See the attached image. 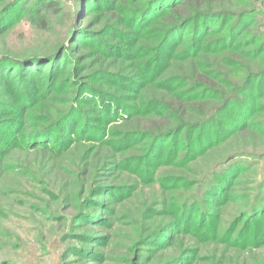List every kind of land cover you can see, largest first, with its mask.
<instances>
[{
    "label": "rangeland",
    "instance_id": "rangeland-1",
    "mask_svg": "<svg viewBox=\"0 0 264 264\" xmlns=\"http://www.w3.org/2000/svg\"><path fill=\"white\" fill-rule=\"evenodd\" d=\"M11 1L0 0V11ZM14 1L26 11L0 30V60L16 67L0 82V102L20 107L35 92L23 118L17 117L21 143L0 154V264H264V83L262 96L245 102L254 107L245 129L221 135L202 155L191 153L192 160L185 161L182 150L188 127L211 116L218 120L212 127L229 130L220 109L241 100L239 88L263 72L264 0H204L201 12L213 14L219 31L250 14L237 37L242 36L240 47L213 52L218 32L198 56L173 60L151 81L143 69L162 23L143 30L132 25L149 0ZM43 3L55 6L39 23L27 11ZM36 56L41 57L29 61L31 71L21 82L17 67ZM168 79L175 91L167 93L160 83ZM200 80L213 91L193 101ZM101 95L110 96L106 103L117 111L105 125L95 122L99 114L87 101ZM175 101L181 106L177 113L169 118L158 113L159 103ZM125 107L140 112L126 114ZM72 109L78 126L103 127L104 135L85 139L77 127L59 151L30 145L34 133L50 127L56 132ZM2 111L0 119H12ZM173 131L181 132L176 154L169 153L170 139L161 146L160 162L148 165V137ZM130 134L140 137L118 150L117 142ZM227 172L233 177L225 196L209 200V189ZM191 202L196 204L192 218L182 227L175 224ZM257 210L261 216L254 221L249 216Z\"/></svg>",
    "mask_w": 264,
    "mask_h": 264
},
{
    "label": "trees",
    "instance_id": "trees-1",
    "mask_svg": "<svg viewBox=\"0 0 264 264\" xmlns=\"http://www.w3.org/2000/svg\"><path fill=\"white\" fill-rule=\"evenodd\" d=\"M94 2H98V0H94ZM203 2L204 0H149L145 7L140 10V13L137 15V17L132 18V25L136 30H143L147 27L149 28V26L158 22L162 23L161 27H163V30L161 31V37L152 52V57L144 65L143 69L145 78L147 79V76L149 77L148 81L152 80L156 72L168 67V65L173 60L178 58L183 59V57L187 58L188 56H198L200 51L203 50L202 45L205 43V41L209 37L218 34V32H221L222 34L221 37H219V39L215 41L216 43L214 45L212 44L213 48L211 50L213 52L218 50L236 51L240 47L239 41L237 39L241 38L242 36H240L239 38L237 37L241 35L243 33L242 30L247 27L246 23L251 18L250 14H242L234 23L230 24L229 27H225L222 31H219L221 26L219 25L220 27L218 29L217 22L214 20L215 17L213 16V14L201 12V9L205 4ZM54 6L55 5L52 3L38 4L32 6V8H30L31 10H28L27 12L31 15L34 14L35 16L40 18L39 23H43L42 19L44 16L41 15H43L44 12L49 11V9L54 8ZM24 11L26 10L22 8V5H20L19 2H15L13 0L8 3L0 11V30H6L13 23L18 21ZM190 13H192V15L186 17ZM188 31L189 35L185 36V33ZM183 46H185V49L182 52H179ZM260 50L263 52L264 43L263 47H260ZM56 55L53 58L54 60H52V64L57 63V60L55 59L57 58ZM40 57L41 56L27 58L24 61L22 60L21 63L29 62L30 60ZM33 63L35 62H32V64ZM11 65L12 64L7 59L0 60V82H4V80H6L12 73V71H14V69L16 68L14 66L11 67ZM29 66L30 62L28 64H25V66L21 65L17 67L16 71L17 75H19L20 81L21 76L26 75V71H31L28 68ZM35 67L37 68V65L34 66V68ZM250 77L251 78L248 79L246 85L242 88H239V95H241V92L243 94L241 95L242 99L229 100L224 104L222 109H220V114L228 122L229 130H220L218 129L219 127L214 128L218 121L215 119V116H211L209 120H206L197 128L194 126L188 127L186 131L188 140L186 144L182 146V150H185L187 154L186 158H184L185 161L187 158L189 160L193 159V154L191 153H193L194 151H196L198 155H202V153L206 151L207 148H210L211 146H213V144L215 145L220 141L221 135L223 137V135L229 133L230 131H241L248 126V119L254 113V107L251 103L255 102V100L262 96L261 87L264 83V70L261 74L251 75ZM171 81L172 80L168 79L160 83L161 88H163V90L165 91L167 90V93L168 90L172 92L175 91V88L172 86ZM254 81H258V84L255 86L256 89L253 87L254 92H251L249 91V88H252V86H254ZM193 87H195V90H199L195 97L192 98L193 101L201 102L209 97L208 93L213 91L212 89H210V87L204 85L201 80L198 81ZM49 88L50 87L48 86V89ZM25 89H28L27 85H25ZM31 92L29 93V96H27V98L25 97L20 107L10 106L7 103L0 102V114L3 116V114L5 113H3L2 110H8V115H12V119H0V154H4L8 150H12L14 146L21 143L23 136L17 130L20 124L19 118L17 117H20V119L23 118L22 112H24L27 107L30 106L32 101L31 98H33V92L35 91L31 90ZM94 95L96 96V94ZM95 96L91 98L92 100L87 101L94 105L95 111L99 114V119L97 118L95 122H102L105 125L115 118V114H117V111L114 113L111 112L109 107L110 104H107L110 96L107 95V97H102L101 95L100 100H96ZM174 96L177 101H180L178 94H174ZM247 100L253 102L246 104L245 102ZM119 103L120 102L115 100L116 106L119 107ZM152 106L154 107L155 105ZM157 107H159L158 113L164 114V117L169 118L171 115L177 113L181 106L179 102L175 101V103L173 104L161 102ZM150 108L151 107H149V111ZM126 110L134 111L135 115H138V113L140 112L138 111V113H136L135 109L131 107H125L122 112L126 113ZM72 111V113L66 114L59 120V129L56 130V132L53 127H50L45 128L46 130L44 131L34 133L29 139L30 145L36 146L40 149L53 150L54 152L59 151V149H63L68 146V143L71 140L70 136L72 133L70 131L71 129L73 131L77 127H79L80 135L86 136L85 139H89L90 137H92L93 133H96V137L98 138L104 135L102 130L103 127H100V129L90 126L89 128L86 123L78 126V120L75 118L76 111H74L73 109ZM141 113H147L146 104L142 107ZM126 119H128V117H126ZM211 125L214 126L212 127ZM182 130L183 129H181L180 131ZM173 132L157 133L154 134V136L148 137L151 141L150 146H148V149L146 151V158L150 161V164L148 165H152L154 162H160V159L164 156L161 151V146L170 139V144H172L173 149L170 150L169 153L176 154V137H178L181 132ZM196 132L197 136L194 137L193 135H195ZM137 137L140 136L138 134H130L124 136L122 140L117 142V149L119 150L129 147L133 141H137ZM49 142L52 144H50ZM169 158L170 154H167L166 159L168 160ZM232 177L233 173L227 172L225 177H223L222 179L220 178L217 186H211V188L209 189V200L223 199L226 191L232 183ZM195 207V203H187V205L178 215L175 224L182 227L188 217L192 218L191 216L196 210ZM204 214L205 213L203 212V210L198 214L200 225L202 224V217ZM259 214H261V212L257 210L252 211V214L250 216L247 214V216H249L250 219L253 217L255 221L260 218L259 216L261 215ZM250 219L248 220V222L250 221ZM161 239H163V237Z\"/></svg>",
    "mask_w": 264,
    "mask_h": 264
}]
</instances>
